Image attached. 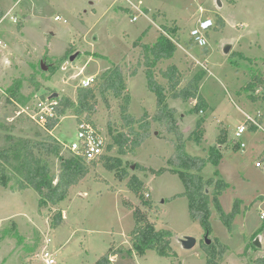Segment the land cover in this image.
Wrapping results in <instances>:
<instances>
[{
    "label": "rangeland",
    "instance_id": "rangeland-1",
    "mask_svg": "<svg viewBox=\"0 0 264 264\" xmlns=\"http://www.w3.org/2000/svg\"><path fill=\"white\" fill-rule=\"evenodd\" d=\"M133 3L143 15L127 0H0V150L48 134L59 144L76 141L79 118L73 112L49 132L33 119L35 106L55 95L75 99L83 79L97 78L113 66L124 64L134 71L142 58V44L154 45L164 27L177 29L180 44L173 60L158 64L154 72L158 75L168 66L177 65L184 77L181 87L204 75L198 96L207 105V110L201 107L195 112L196 101L185 103L167 95L169 107L176 111L178 129L166 131L154 121L157 97L149 90L146 69L141 68L129 79L128 92L130 114L137 122L134 134L146 140L125 157L113 140L118 134L130 132L121 117V101L109 97L107 103L100 98L92 121L106 136L107 150L93 164L90 175L73 187L58 207H39V195L33 189L14 193V182L9 188L0 185V264H43L45 250L56 256V264H96L112 244L118 250L124 249L111 258L113 264H207L203 245L209 233L191 218L184 183L171 171L170 160L178 153L177 147L206 160L214 149L219 151L220 177L215 176L216 169L211 165L201 173L206 182L214 181L207 193L212 195L221 179L230 186L219 198L223 211L230 214L237 201L243 202L232 232L212 205L208 238L229 248L222 264H252V259L264 256V244L262 250L253 252L248 263V254L239 255L245 241L253 243L263 225L264 169L256 164H264V97L253 102L242 88L264 80V0H222V10L216 8L214 0ZM12 16L17 23L11 21ZM219 18L225 21L224 26L218 25ZM205 19L212 20L214 27L207 34L209 45L202 48L194 43L191 32ZM141 36L143 41L135 46ZM227 40L235 44L230 55L224 56L220 45ZM69 49L74 50L73 54L79 52V56L64 69L69 58L63 63L60 59ZM52 69L56 70L53 75ZM259 94L264 96V91L258 90ZM258 115L263 129L253 131L247 118ZM243 125L246 132L237 138ZM242 143L245 148H241ZM61 146V154L70 156ZM106 158L116 159L121 165L124 180L103 166ZM51 167L57 182L60 161L53 160ZM133 177L147 187L151 208L143 207L129 189L127 184ZM126 204L146 212L158 229L173 232L174 257H160L153 251L143 256L130 253L135 220L134 211ZM58 210L63 222L53 228L51 220ZM184 236L197 239L193 250H182L176 243V237Z\"/></svg>",
    "mask_w": 264,
    "mask_h": 264
},
{
    "label": "trees",
    "instance_id": "trees-1",
    "mask_svg": "<svg viewBox=\"0 0 264 264\" xmlns=\"http://www.w3.org/2000/svg\"><path fill=\"white\" fill-rule=\"evenodd\" d=\"M218 25L224 26L225 21L219 18ZM142 41L143 36L136 41L135 46L140 45ZM179 44L180 38L177 35V29L164 27L154 45L142 44V58L134 71L130 72L124 64L113 66L99 75L92 87H78L75 99L69 96L54 99L57 103L55 106L56 118L50 121L47 130L49 132L53 131L59 125L60 119L65 117L70 111L79 118L78 120L82 119L83 115H86L84 117L92 121L101 103L99 99L101 98V100L108 103L110 102L108 98L111 97L121 101L119 104L121 117L130 127L128 134L122 133L113 137L114 144L118 146L119 154L126 157L130 149L140 148L141 141L143 140L142 142H144L146 137L134 134V126L137 122L130 114L131 97L128 92V81L130 78L135 77L141 68L146 69L145 75L149 90L157 97L158 111L154 121L168 132L172 131L170 128L177 130L176 111L169 107L167 95H170L173 100H181L185 103L196 101V105L193 108L195 112H198L201 107L204 111L207 110L204 99L202 96H198L199 86L203 81L204 75L199 76L194 81H190L185 87H181L184 77L177 65L168 66L166 70H161L158 75L154 72V67L158 64L173 60ZM73 53L74 50L69 49L65 56L60 59L61 63ZM55 71V69L51 70L52 75L55 74ZM160 78L165 81V84L160 82ZM242 89L249 94L251 101H260L264 96L261 94L256 95V93L258 90L264 91V80H260L258 83L251 82ZM259 122L262 123V119ZM201 126L203 125L199 122L198 127L201 128ZM248 127L253 131L258 130L251 123H248ZM38 137H40L39 134ZM196 138L198 139L197 142H200L201 135H196ZM177 150H179L177 151L178 153L170 160V167L172 172L180 175L184 183V196L189 200L191 218L199 221L204 231L210 234V219L212 217V205H214L220 215V221L229 232H232L233 222L240 215L243 202L237 201L233 211L230 214H226L220 205L219 198L230 186L220 179L215 185V192L209 195L207 187L214 181L206 182L201 176L203 170L208 165H211L216 169L215 176L220 177L217 168L222 159V154L214 149L211 157L206 160L192 157L178 147ZM61 153L62 146L56 138L49 134L40 140L24 139L18 141L14 146L1 149L0 185L9 188L10 183L14 182V186H12L14 193L33 189L39 195V207H58L60 202L68 197L70 190L78 186L90 175L91 170L94 168L93 164H95V162L87 164L83 158L73 155L65 157ZM55 159L60 161V173L57 182L51 167L52 161ZM105 160L103 166L114 171L118 178L124 180L125 175L120 174L122 167L116 163V159L106 158ZM127 185L142 202L143 207H152L150 196L146 197L148 189L141 180L133 177ZM126 205L134 211L135 220L134 229L130 233V243L132 245L130 253L134 252L138 256H143L153 251L160 257H174L172 246L173 232L158 229L157 225L149 220L146 212L134 207V205ZM51 221L53 228L61 226L63 222L62 212L58 210ZM259 234H263L264 238V219L263 225L254 237ZM249 247L256 249L252 243ZM203 249L207 255V264H222L223 258L229 250L227 246L222 245L217 239L211 246L204 244ZM248 251L249 248L244 251V254H247ZM123 252L124 249L118 250L115 248V244H112L109 251L96 264H113L111 258ZM253 264H264V257L255 260Z\"/></svg>",
    "mask_w": 264,
    "mask_h": 264
},
{
    "label": "built area",
    "instance_id": "built-area-1",
    "mask_svg": "<svg viewBox=\"0 0 264 264\" xmlns=\"http://www.w3.org/2000/svg\"><path fill=\"white\" fill-rule=\"evenodd\" d=\"M127 1L130 3V5L137 9L140 15H143L142 11L137 6H135L133 0ZM138 3L142 4V2L140 1ZM55 20L61 21V18L56 17ZM11 21L13 23H17V19L14 18V16L11 17ZM132 21H137V17L134 16L132 18ZM213 27L214 23L212 20H201L199 22V26L191 32V37L194 43L202 48H206L209 45L207 34L209 30H211ZM96 80L97 78L95 76L83 79L80 82L79 87L90 88L96 83ZM56 104V102H51L50 100H47V102L41 101L35 106L33 119L38 125H40L45 130H47L50 121L56 118ZM260 117V115H258V117L255 119L248 117L247 122L257 127L258 130H262L263 126L259 122ZM244 125L239 127L238 132L236 134L237 138H241L242 135L246 132V125ZM60 145H63V147H65L64 149L68 150L71 155L75 157H81L85 160L87 164H90L100 160L105 155V152L107 150V139L106 136L102 133V131L99 129L98 126H96L93 121L87 120L86 118H82L77 122L76 141L67 145ZM241 148H245V145L243 143L241 144ZM256 167L264 169V164L257 163ZM147 196L149 197V195ZM261 216L264 219V213H262ZM42 258L43 264H56V256L48 252L47 250L43 252Z\"/></svg>",
    "mask_w": 264,
    "mask_h": 264
},
{
    "label": "water",
    "instance_id": "water-1",
    "mask_svg": "<svg viewBox=\"0 0 264 264\" xmlns=\"http://www.w3.org/2000/svg\"><path fill=\"white\" fill-rule=\"evenodd\" d=\"M214 4L216 6V8L218 10H222L223 9V3L222 0H214ZM95 40H97L95 38ZM235 42L231 41V40H227V41H223L222 44L220 45V51L224 56H229L230 53L233 50ZM79 56V52L71 55L69 57V62H67L65 64V66L63 67L64 69L70 64L73 63L74 60ZM58 98L57 95H55L53 98H51L50 100L56 99ZM209 234H206L205 236V243L207 245H211V240L208 238ZM176 243L180 246V248L182 250L185 251H191L193 250L196 246H197V239L194 237H189V236H184V237H176ZM253 246L258 249L261 250L263 248V234H259L258 236L255 237V239L253 240Z\"/></svg>",
    "mask_w": 264,
    "mask_h": 264
},
{
    "label": "crops",
    "instance_id": "crops-1",
    "mask_svg": "<svg viewBox=\"0 0 264 264\" xmlns=\"http://www.w3.org/2000/svg\"><path fill=\"white\" fill-rule=\"evenodd\" d=\"M10 15V12H8L7 13V15H5V17H7V16H9ZM262 124V123H261ZM263 125V124H262ZM258 232V231H257ZM256 233V232H255ZM254 233V234H255ZM249 244H251L250 242H246L245 241V243L242 245V248L239 250V255L243 252L244 253V251L246 250V248H248V245ZM253 244V243H252ZM263 244H264V242H263ZM256 250H258V249H250L249 251H248V256H247V258H245L246 259V263H248L251 259H252V257H251V255H253V252L254 251H256ZM262 250V249H261ZM264 257V256H263ZM263 257H258V258H255V259H252L250 262H254L255 260H257V259H259V258H263ZM250 258V259H249ZM253 264V263H252Z\"/></svg>",
    "mask_w": 264,
    "mask_h": 264
}]
</instances>
